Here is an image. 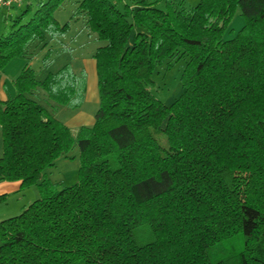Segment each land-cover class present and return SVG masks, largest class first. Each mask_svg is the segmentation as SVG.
Listing matches in <instances>:
<instances>
[{"label": "trees", "instance_id": "16d2710c", "mask_svg": "<svg viewBox=\"0 0 264 264\" xmlns=\"http://www.w3.org/2000/svg\"><path fill=\"white\" fill-rule=\"evenodd\" d=\"M116 1L77 0L104 43L93 126L74 136L30 96L79 109L87 74L71 64L42 80L25 64L0 100V181L39 192L0 221V264H264V0ZM36 2L0 37V71L69 33L54 14L67 0ZM185 59L166 105L148 87ZM75 148L76 183H52L45 172Z\"/></svg>", "mask_w": 264, "mask_h": 264}, {"label": "rangeland", "instance_id": "374dc122", "mask_svg": "<svg viewBox=\"0 0 264 264\" xmlns=\"http://www.w3.org/2000/svg\"><path fill=\"white\" fill-rule=\"evenodd\" d=\"M36 1L35 2L33 1L32 3V5H34L35 7L37 6ZM23 2L19 4L20 6L18 5L14 6L13 8L9 9V11L0 9V37L7 36L11 33L12 31L11 28L12 25L14 24V20L26 8ZM199 2L200 0H182L181 4L185 6L186 9H189L191 7L196 6ZM133 3L134 2L132 0L116 1L117 6L121 10L123 9L125 4L133 5ZM77 5H78L77 0H67V2L58 11H56V13H54L55 17L61 24L70 21L71 29L65 38H62L61 40L58 39L54 40L52 47H54L55 51L52 50V47L50 48L51 54L49 56V60L52 57H55L56 59L55 63L51 65L50 72H53L54 70L61 68L64 64H71L72 66L71 58L73 55H75V53H72L73 49L78 50L76 52L79 56L84 54L86 57H88L93 52H95L93 50H96V48L104 44L103 42L97 40L95 34L90 33L88 26H85L86 25L85 16H83L80 13H77ZM159 6L163 8L164 3H161ZM232 20L233 21L231 23L230 30L233 31L234 34H236V32H238L243 26V20L240 10L237 11L235 18ZM231 37H233L231 33H227L225 36L226 39H230ZM39 49H40L39 45L33 46L31 56L36 58ZM38 65H36L35 67L37 68ZM185 65H186V59L180 60L179 63L174 65L171 69L167 67V64H165L161 67H158L155 71V74L153 76L154 84L152 87H148V88L158 99H160V101H162L166 105H170L174 101V99L179 97L180 94L183 92V87L181 86L182 85L181 73H183ZM78 68L80 67H76V70H78ZM86 69L88 71V75L86 77L87 85H89V87L88 86L87 87L89 88L88 91H90L87 106L89 109L96 112L99 107V104L97 103L99 94H97L96 90L93 89L97 85V81H98L96 77L97 75L96 73L95 75L93 74L92 69L89 65H86ZM50 103L52 104L55 102L51 101ZM55 105L57 104L55 103ZM70 130L72 131V134L74 136L77 135L78 132L77 129H70ZM73 155L77 156L76 159H69L65 162L62 157L61 160L57 162V165H60L59 163H61L60 166H63L62 169L63 171L60 170L59 166H58L59 168L56 167L52 169L50 175L54 176V178H56L55 180H59L57 179V177L62 178V175L65 173V177L63 179H60L58 181V184H61L60 182L61 180H64L65 182L64 183L65 185L63 184V186H70L76 183L78 179V170H79L78 168L80 167V163L78 159V155H79L78 148H75L72 152H70L68 156H70L71 158L73 157ZM22 191H24L22 193L23 195L16 196L20 200H17L16 197L12 199V198H8L7 196L5 202H0V210L2 211V214H0L1 220H5L19 215L22 212L20 211V209L25 204V201L32 203L39 198L38 189L35 188V186L23 189Z\"/></svg>", "mask_w": 264, "mask_h": 264}, {"label": "crops", "instance_id": "0c3cea01", "mask_svg": "<svg viewBox=\"0 0 264 264\" xmlns=\"http://www.w3.org/2000/svg\"><path fill=\"white\" fill-rule=\"evenodd\" d=\"M23 1L22 2H23V4H25L26 8L31 7L33 10L35 9L34 8L35 6L32 5V3H33V1L35 2L36 0H33V1L32 0H23ZM35 5H36V3H35ZM18 6H20V5L18 4ZM7 11H9V10H7ZM65 37H62V38H65ZM58 40H61V38ZM53 43H54V41H51V42H49V44L46 48L39 49V51L37 52L38 55L36 56V58L33 56H29L27 59L16 58V59L12 60L6 67H4V70L0 71V100H6L9 96L15 95L16 90L14 87V81H15L14 79H16L20 75L25 64H28L30 67H32L33 69H35L37 71L38 77H39L38 79L42 80L43 78H45V76L50 72L51 65H53L56 61L55 57H52L47 65H44V63H43V58L47 54L48 50L52 47ZM52 50L55 51L54 47H52ZM76 51H78V50L73 49L72 53H75V55H73L71 58L72 68L76 72V74L79 75V74H81L82 71H85L86 74L88 75L86 65H89L92 69L93 74L95 75V73H96V64L95 63L96 62L93 59V55L95 52H93L90 56L86 57L84 54L79 56ZM36 65H38L37 68L35 67ZM39 67H41V68H39ZM76 67H80V68H78V70H76ZM59 69H57V70H59ZM57 70H54L53 72H56ZM87 86L89 87V85H87ZM88 87L86 90L87 92L85 95L84 103H82L83 105L79 109H76V110H71L67 107L55 105V103L51 104L50 103L51 101H49L50 99H48L46 93L43 92L41 89H38V90L32 92L33 94L30 96H31V98L36 100L38 103H41V105H44L47 108V110L54 116V118H57L58 120L63 122L70 129H77L78 130L81 127H91L95 123V116L94 115H96L97 111L94 112L93 110L89 109L87 106L89 95H90V91H88L89 90ZM97 88H98V81H97L96 87L93 90H96V93L99 94V91L97 90ZM98 102H99V98H98L97 103ZM1 144H2V133H1V128H0V148L2 147L0 149L1 150L0 151L1 152L0 157H2V153H3V146ZM69 154H67V156L66 155L62 156L65 162L67 160L71 159V158H69L70 156H68ZM62 157H60L56 161L55 167H53L51 169H47V171L45 172V176L48 179H50L51 181L53 180L52 183H58V181L60 179H63L65 177V173H64L62 175V178L57 177V179H59V180H55L56 178H54V176L50 175L52 172V169H54L58 166L60 167V170L63 171L62 170L63 166H60L61 163H59L60 165H57V162H59V160H61ZM73 157H74V159H76L77 156L73 155ZM60 182H61V184L65 183L64 180H61ZM19 183L20 182L15 183V182H6V181L2 182V181H0V195L7 194L8 198H12V199L15 198L16 196L23 195L22 193L25 190L24 191L21 190V184H19ZM35 188H37V187L35 186ZM38 194H39V192H38ZM17 200H20V199L17 198ZM30 203L25 201V204L22 206L20 211H22V209H24L25 207L30 205ZM0 214H2L1 210H0Z\"/></svg>", "mask_w": 264, "mask_h": 264}, {"label": "built area", "instance_id": "2783aa9c", "mask_svg": "<svg viewBox=\"0 0 264 264\" xmlns=\"http://www.w3.org/2000/svg\"><path fill=\"white\" fill-rule=\"evenodd\" d=\"M23 0H0V8L9 10L14 6L22 3Z\"/></svg>", "mask_w": 264, "mask_h": 264}]
</instances>
